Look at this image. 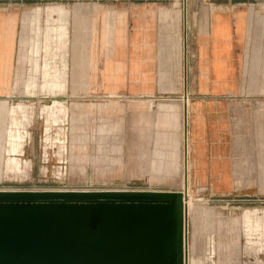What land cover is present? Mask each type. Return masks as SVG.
I'll return each instance as SVG.
<instances>
[{
  "label": "rangeland",
  "instance_id": "rangeland-1",
  "mask_svg": "<svg viewBox=\"0 0 264 264\" xmlns=\"http://www.w3.org/2000/svg\"><path fill=\"white\" fill-rule=\"evenodd\" d=\"M187 1L188 16L196 9L204 13L207 7L231 11L245 7L254 12L256 24L264 25V0ZM183 2H119L126 7L136 3L166 8L176 3L177 17L169 14L164 22V13L169 10L162 8L158 29L160 36L168 38L167 45L168 36L174 42L180 39L181 61L176 67L175 63L162 62L161 83L154 97H126L114 105L110 101L108 107L92 110V116L83 115L81 123H74L79 114L73 109L71 96L70 29L79 2L0 0V86H6L0 98L11 99L0 127V189H184L189 199L188 264H264V193L219 192L195 174L190 147L192 113L191 109L185 111L182 97ZM101 13L104 17L103 10L98 11ZM10 14L18 20L12 68L13 37L8 30V42L3 36L4 16ZM260 70L259 91L264 93V67ZM159 72L157 68V75ZM0 109L6 110L4 105ZM232 120L229 133L235 128ZM101 137L104 140L100 141ZM112 138L127 146H87L108 143ZM64 167L67 176L62 178Z\"/></svg>",
  "mask_w": 264,
  "mask_h": 264
},
{
  "label": "crops",
  "instance_id": "crops-1",
  "mask_svg": "<svg viewBox=\"0 0 264 264\" xmlns=\"http://www.w3.org/2000/svg\"><path fill=\"white\" fill-rule=\"evenodd\" d=\"M71 1L79 2L70 29L71 96L73 109L79 114L74 123H81L83 115L92 116V110L108 107L110 101L114 105L126 97H154L161 83L162 62L175 63L176 67L181 61L180 39L174 42L168 36L170 45H167L168 38L160 36L158 29L161 10L166 7L136 3L126 7L119 3L139 0ZM183 3L185 88L182 97L185 111L191 109L192 113L190 147L193 146L195 174L219 192L262 195L264 93L259 91L258 83L260 68L264 67V25L256 24L254 12L245 7L234 11L207 7L204 13L196 9L188 16V1ZM167 8L169 13H164V22H168L169 14L178 15L176 3ZM99 10L104 11V17L98 14ZM4 18L3 36L8 42V30L13 37L12 68L18 20L12 14ZM168 50L169 56L164 54ZM189 67L194 69V74L188 73ZM5 88L0 86V91ZM10 101L8 97L0 98V104L6 108L0 109V127ZM231 120L235 126L233 133H229ZM117 141L112 138L108 143L87 146L113 149L127 146ZM250 180L255 182L249 186Z\"/></svg>",
  "mask_w": 264,
  "mask_h": 264
},
{
  "label": "water",
  "instance_id": "water-1",
  "mask_svg": "<svg viewBox=\"0 0 264 264\" xmlns=\"http://www.w3.org/2000/svg\"><path fill=\"white\" fill-rule=\"evenodd\" d=\"M183 190L0 189V264H187Z\"/></svg>",
  "mask_w": 264,
  "mask_h": 264
},
{
  "label": "built area",
  "instance_id": "built-area-1",
  "mask_svg": "<svg viewBox=\"0 0 264 264\" xmlns=\"http://www.w3.org/2000/svg\"><path fill=\"white\" fill-rule=\"evenodd\" d=\"M59 162H62V161H59ZM60 174H61L62 178H65L67 176V169H66V167H64V170L60 171ZM183 191H184V189H183Z\"/></svg>",
  "mask_w": 264,
  "mask_h": 264
},
{
  "label": "bare ground",
  "instance_id": "bare-ground-1",
  "mask_svg": "<svg viewBox=\"0 0 264 264\" xmlns=\"http://www.w3.org/2000/svg\"><path fill=\"white\" fill-rule=\"evenodd\" d=\"M216 10V9H215ZM8 163H9V166H10V168H11V165H10V163H11V160L10 159H8ZM186 194H188V193H186ZM191 198V197H190ZM189 199H187V196H186V205H187V201H188ZM242 211V210H241ZM245 212V211H244ZM243 212V213H244ZM242 213V212H241ZM261 231H262V229H261ZM187 264H188V260H187Z\"/></svg>",
  "mask_w": 264,
  "mask_h": 264
}]
</instances>
